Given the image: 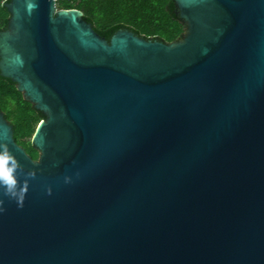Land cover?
I'll return each mask as SVG.
<instances>
[{"label":"water","instance_id":"water-1","mask_svg":"<svg viewBox=\"0 0 264 264\" xmlns=\"http://www.w3.org/2000/svg\"><path fill=\"white\" fill-rule=\"evenodd\" d=\"M182 36L105 40L56 0H8L0 76L41 112L0 264H264V0H173Z\"/></svg>","mask_w":264,"mask_h":264},{"label":"trees","instance_id":"trees-1","mask_svg":"<svg viewBox=\"0 0 264 264\" xmlns=\"http://www.w3.org/2000/svg\"><path fill=\"white\" fill-rule=\"evenodd\" d=\"M0 0V31L6 29L8 13ZM57 9H76L105 40L118 29H126L145 39L164 43L178 40L184 25L176 14L173 0H56ZM0 112L12 125L13 139L33 160L37 151L30 138L44 117L16 91L14 83L0 76Z\"/></svg>","mask_w":264,"mask_h":264},{"label":"clouds","instance_id":"clouds-1","mask_svg":"<svg viewBox=\"0 0 264 264\" xmlns=\"http://www.w3.org/2000/svg\"><path fill=\"white\" fill-rule=\"evenodd\" d=\"M27 178H34L36 173L29 171L24 173L23 166L11 153L7 145L0 144V195L15 200L19 207L23 206L25 195L28 188V179H24L22 185L18 179L19 175ZM4 200L0 199V212H4Z\"/></svg>","mask_w":264,"mask_h":264}]
</instances>
